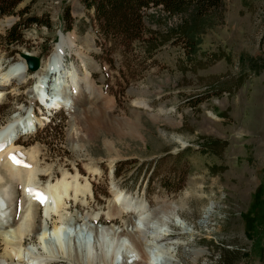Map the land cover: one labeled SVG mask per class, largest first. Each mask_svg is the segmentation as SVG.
Masks as SVG:
<instances>
[{
    "label": "rangeland",
    "instance_id": "rangeland-1",
    "mask_svg": "<svg viewBox=\"0 0 264 264\" xmlns=\"http://www.w3.org/2000/svg\"><path fill=\"white\" fill-rule=\"evenodd\" d=\"M84 1L23 0L14 14L0 18L2 36L19 20V10L43 22L25 28L21 43L0 50V80L22 63V53L47 68L63 34L74 39V45L65 43V64L90 73L91 86L101 90L94 98L84 91L79 109L86 110L72 117L61 105L50 114L41 110L31 92L39 83L32 71L25 81L1 84L0 127L15 114L40 118L36 129L15 138L33 156L36 184L77 178L91 193L70 190L59 212L47 216L42 202L31 201L27 213L25 183L17 175L0 180V264H26V248L47 257L44 248L36 250L45 245L37 235L52 233L57 224L67 226L60 234L66 247L74 236L138 223L140 214L124 207L122 197L151 209L180 205L192 227L170 232L181 242L180 264H264V0H222L201 16L193 4L175 14L152 7L146 19L152 43L137 40L127 54L117 48L108 61L99 57L94 13ZM96 110L104 113L94 118ZM49 123L51 136L43 133ZM118 193L122 210L111 219ZM22 239L17 251L25 260L12 258L9 241ZM189 248L205 253L194 262ZM46 262L73 264L67 258Z\"/></svg>",
    "mask_w": 264,
    "mask_h": 264
},
{
    "label": "bare ground",
    "instance_id": "bare-ground-1",
    "mask_svg": "<svg viewBox=\"0 0 264 264\" xmlns=\"http://www.w3.org/2000/svg\"><path fill=\"white\" fill-rule=\"evenodd\" d=\"M67 41H69L71 45H74V39L62 34L53 51V56L49 59L50 63L47 68L42 65L38 70L33 71L34 76L39 78V83L31 92L39 95V92L42 91L47 81L48 88L45 89L43 94L45 98L44 96L41 98L49 102L50 100L48 98L50 96L47 91L51 89L49 86L51 82L56 81L57 89L60 90V93L58 92L55 94L53 98L55 99V104L64 106L72 117H79L81 111L86 110L85 107H82L85 108L84 110L79 109V98L82 96V93L86 91L89 96H93L94 98L101 90L98 88L94 90V87L91 86L90 73L80 74L77 68L72 71L70 67L65 64V43ZM29 71L30 69L24 58L22 63L16 62L0 80V97L3 95L2 83L6 84L14 79L25 81L27 80ZM73 90L76 92L75 94L72 93ZM104 101L109 104V108L105 105L109 110L114 107L113 100L108 97V95L104 97ZM87 111L90 112L91 110L87 108ZM101 112L102 114L104 113L103 111H92V115L95 118L96 116H100ZM15 117L17 118L11 123L0 127V164L2 165L1 168L4 170V175L0 176V180H4V178L11 180L17 175L16 177L25 183L26 194L22 199V204L28 209L27 213L31 211V201L42 202L45 206V214L50 216L51 211L59 212V208L63 204V195H68L70 190H78V193L82 194L83 197L91 193V187L88 184L84 186L80 185L79 179L74 177L75 180L73 182L70 181L71 183H68L69 181L66 182V179H62L54 186L42 187L37 185V180L35 181L36 177L34 178L32 154L28 151L21 150L19 145L16 144L17 141L15 142L12 140V142H9V140L13 133L19 137L20 135L31 133L32 131L30 128L33 125L37 126L40 118L34 114L26 118L15 114ZM82 121L83 120L80 118V122ZM25 130H27L26 133ZM109 151L112 153L114 150L113 148H109ZM19 164L21 166L15 169V165ZM94 172H96V169H94ZM29 189H31V191H29ZM120 196L121 193H118L117 198L114 200V207L111 214H109L111 219L115 218L120 210H122L121 204H117L119 200L118 197L120 198ZM121 199H123L124 207H126V205L131 206L140 214V218L137 219L138 223L133 221L134 223H129L127 228H123L120 231L105 226L93 232L91 228L94 233L92 234L93 236L91 233L74 236V239H71L66 247L61 243L60 234L67 230V226L57 224L54 226L52 233L44 232L37 235V238L45 245L40 244L42 246L36 248V250L44 248L50 262L51 260L67 258L73 264H180L177 254L178 246L181 242L172 237L170 232H172L174 226H179L184 229V233L192 232L191 224H189L180 213V205L175 202H169L151 209L150 206L144 205L142 202H134L124 197ZM3 208L4 204L0 201V212L2 216L4 215ZM60 219L63 220L66 218L61 215ZM64 222L69 223L67 221ZM64 232L61 235H63ZM51 237L52 239L54 237V239L59 242L54 244ZM23 242V239L20 240L18 244L13 240L9 241L14 250L12 253L13 256L10 254L12 258L16 257L25 260L23 258L30 253L28 256L30 259L25 260L24 263L48 264L46 262L48 261L46 259L47 257H38L35 249L26 248L25 252L27 255H23L21 258L20 253H18L19 250L17 245ZM190 252L192 253V260L197 262L198 259L204 255L205 250L202 248H192ZM129 258H131V260H129Z\"/></svg>",
    "mask_w": 264,
    "mask_h": 264
},
{
    "label": "trees",
    "instance_id": "trees-1",
    "mask_svg": "<svg viewBox=\"0 0 264 264\" xmlns=\"http://www.w3.org/2000/svg\"><path fill=\"white\" fill-rule=\"evenodd\" d=\"M22 1L0 0V18L14 14ZM84 3L86 9L94 13L93 21L97 41L101 48L99 57L103 61H108L117 48L123 47L122 52L127 54L129 46L137 40H142L146 44L152 43V38L147 37L146 34V19L149 17L147 10L150 8L161 6L166 12L175 14L193 4L196 7L197 16H201L209 10L220 8L223 2L222 0H85ZM26 12V9L19 10L17 12L19 20L7 31L6 35H0V50L9 49L12 44L21 43L23 30L29 25L42 26L41 18L25 17ZM66 29L71 28L67 26ZM54 130V125L49 123L43 133L51 136Z\"/></svg>",
    "mask_w": 264,
    "mask_h": 264
},
{
    "label": "water",
    "instance_id": "water-1",
    "mask_svg": "<svg viewBox=\"0 0 264 264\" xmlns=\"http://www.w3.org/2000/svg\"><path fill=\"white\" fill-rule=\"evenodd\" d=\"M21 57H23L27 63L28 68L31 71H36L40 68V58L34 56L30 53H22Z\"/></svg>",
    "mask_w": 264,
    "mask_h": 264
},
{
    "label": "snow or ice",
    "instance_id": "snow-or-ice-1",
    "mask_svg": "<svg viewBox=\"0 0 264 264\" xmlns=\"http://www.w3.org/2000/svg\"><path fill=\"white\" fill-rule=\"evenodd\" d=\"M14 155V154H13ZM29 191H31V189H29Z\"/></svg>",
    "mask_w": 264,
    "mask_h": 264
}]
</instances>
